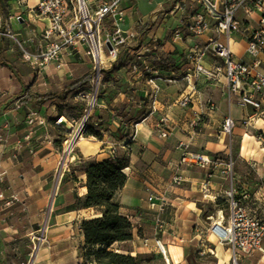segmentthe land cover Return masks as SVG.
<instances>
[{
	"label": "crops",
	"instance_id": "crops-1",
	"mask_svg": "<svg viewBox=\"0 0 264 264\" xmlns=\"http://www.w3.org/2000/svg\"><path fill=\"white\" fill-rule=\"evenodd\" d=\"M26 1L9 0L8 17L0 12L2 28L12 23L15 31L31 24L34 29L24 40L39 35L45 24L29 13L40 0ZM180 1L190 11V0H124L127 15L121 28L135 34L124 47L131 57L141 58L142 64L136 70L130 65L107 73L112 79L106 85L109 83L114 91L101 96L95 110L97 116L91 122L101 136L86 135L85 129V136L76 142V149L67 158L66 137L61 138L58 132L61 134L62 129L68 136L70 126L81 118V112L71 106L81 104L76 95L83 89L72 92L66 100L54 97L40 102L45 94L63 89L71 75L68 71L77 59L63 71H50L44 78H38L26 59L18 60L12 55L13 47L0 43L11 64H0V161L7 170L3 185L6 199H0V264H21L34 252L33 264H93L85 262L82 255L81 246L85 244L82 221L100 214V210L78 206L80 198L88 192L87 174L76 171L79 181L66 176L81 157L110 158L113 145L117 146V154L126 152L129 139L133 142L125 168L128 180L116 193L115 200L122 204L124 213L131 214L136 226L133 239L113 245L117 250L133 255L154 252L159 259L156 240L161 238L167 247L180 248L179 262L172 260L174 264H192L193 260L185 255V247L191 245L212 250L218 264H228L230 250L212 230V224L222 218L219 215L216 219V212L222 209L213 196L226 198L232 184L241 198L249 194L245 203L264 218V139L259 138L264 134V104L259 111L252 105L241 106L237 97L230 94L223 74L218 78L197 75L187 53L208 41L214 28L201 36L188 32L175 35L183 16V11L176 9ZM19 14L28 17V22L17 23L13 17ZM238 15L242 31L232 35L231 48L238 58L251 61L249 37L260 27L261 14L247 13L241 8ZM162 57L175 62L180 70L156 69L154 61ZM115 62L105 66L106 71ZM204 64L213 67L222 65L223 60L208 55ZM184 96L192 98L186 107L177 102ZM211 102L215 104L213 109L209 107ZM144 108L148 110L146 114L141 113ZM61 116L67 120L66 125L57 123ZM132 116L139 119L129 122ZM228 116L237 122L230 134L221 132ZM162 118H166V125L161 124ZM164 129L168 131L166 137L161 135ZM235 149L238 162L241 160L255 170V177H250L234 168L237 186L221 168L204 170L180 164L186 150L232 154ZM64 160L62 169L60 164ZM177 174L183 178L181 183L174 182ZM207 176H210V198H203L201 184ZM156 192L164 193L167 199L162 212L149 201V196ZM206 203L213 207L210 212ZM74 204L77 206L69 209ZM157 216L167 222V231L157 230ZM194 226L196 230L189 231ZM40 236L43 238L35 251ZM156 261L157 264L160 260ZM241 264H264V251L243 258Z\"/></svg>",
	"mask_w": 264,
	"mask_h": 264
},
{
	"label": "built area",
	"instance_id": "built-area-1",
	"mask_svg": "<svg viewBox=\"0 0 264 264\" xmlns=\"http://www.w3.org/2000/svg\"><path fill=\"white\" fill-rule=\"evenodd\" d=\"M190 11L182 1L176 4V9L183 11L180 26L175 30V35L183 32L201 36L206 30L214 28V35L204 44L195 46L187 53V58L194 65L197 75L209 78H218L224 75L227 79L229 92L237 97L241 106L252 105L257 111L264 104V0H190ZM19 0V3H26ZM124 0H40L31 7L29 13L34 14L45 24L39 35H33L27 40H21L15 33L12 23L2 29L1 33L13 38L18 44L22 56L32 66L35 76L44 78L51 72H60L67 69L73 60L80 63L90 60L97 69L94 77V91H80L76 100L86 101L82 117L76 123V129L65 139V157L74 150V143L84 133L88 122L91 120L95 107L98 104V92L101 81V70L107 60L113 62L118 59L122 47L129 45L135 34L125 32L121 28L127 13L123 7ZM197 5L200 8L194 9ZM243 8L247 13L259 12L261 14L260 27L249 37L248 54L251 61L238 58L231 48V37L242 31V21L239 19V10ZM17 23H27L28 17L19 14L13 17ZM111 21L110 26L106 25ZM113 24V25H112ZM111 44V48L109 47ZM106 49L108 51H106ZM208 55H215L223 60L222 65L216 64L207 67L204 60ZM137 66H135V70ZM178 104L188 106L192 98L184 96L178 99ZM212 109L213 102L209 103ZM37 115V112H32ZM34 117L30 118L32 123ZM247 122V121H245ZM58 124L66 125L64 116L57 119ZM236 120L228 116L221 127V132L232 133ZM161 124L166 125V118L161 119ZM166 137L168 131H161ZM264 139V134L259 135ZM112 151V157L116 155ZM66 164V160H64ZM180 164L194 165L200 169L221 168L226 176L234 177L235 160L232 154L226 157L217 156L202 151L186 150ZM7 170L0 161V199L5 200L6 194L3 185L6 181ZM183 178L177 174L175 183H181ZM203 198H210V176L201 184ZM220 197L213 196L216 201ZM230 214L227 220L224 216L220 221L212 224L213 232L227 244L231 256L228 264H241L245 257L253 256L264 251V218L253 212L245 200L249 194L238 195V190L233 186L226 192ZM153 207L164 211L167 199L164 193L156 192L149 196ZM9 202V201H8ZM223 213V210H221ZM156 228L165 232L167 222L161 217L156 218ZM43 236L38 237L35 251L39 248ZM158 248L164 254L168 264H171L165 243L161 238L156 240ZM35 254V252H34ZM34 254L28 258L27 264H33Z\"/></svg>",
	"mask_w": 264,
	"mask_h": 264
},
{
	"label": "trees",
	"instance_id": "trees-1",
	"mask_svg": "<svg viewBox=\"0 0 264 264\" xmlns=\"http://www.w3.org/2000/svg\"><path fill=\"white\" fill-rule=\"evenodd\" d=\"M9 0H0V12L4 16H9L8 8ZM3 29V28H2ZM0 30V43L5 44L6 35L2 34ZM3 47L0 45V64H9L8 60L3 55ZM127 47L121 49L118 59L114 63L111 70L107 73L113 72L121 66L130 67L131 56L127 51ZM154 67L162 70L179 71L180 67L168 57L154 61ZM93 73L90 72L82 78L68 81L63 89L45 94V98L41 100V104L47 99L58 97L66 100L68 95L76 89L82 88L92 78ZM23 101V100H22ZM83 103V104H82ZM145 103V102H144ZM86 107L85 102L71 106V109H77L84 112ZM2 111L0 106V112ZM148 110L144 108L141 110L142 114H146ZM134 119H139V116L131 117L128 121L132 122ZM87 129L86 135L101 136V132L90 125ZM64 130L61 131V138L64 137ZM133 139L126 141V145L131 147ZM128 149L130 150V148ZM129 150L122 154H117L103 160L95 158H80L72 167V170L66 177L79 181L76 171H82L87 174L88 192L84 197H81L78 206L94 207L100 210V214L85 218L82 221V232L85 236V244L81 246L82 255L85 262L93 264H140V258L144 254L125 253L117 250L113 245L117 242H124L133 239L135 224L132 221L131 214H126L122 211V204L115 200L116 193L122 189L128 180V175L125 168L129 165ZM65 179V178H64ZM227 199L220 197L216 204L219 209H223L222 205L226 203ZM228 202V201H227ZM77 205L70 206L69 209H74Z\"/></svg>",
	"mask_w": 264,
	"mask_h": 264
},
{
	"label": "rangeland",
	"instance_id": "rangeland-1",
	"mask_svg": "<svg viewBox=\"0 0 264 264\" xmlns=\"http://www.w3.org/2000/svg\"><path fill=\"white\" fill-rule=\"evenodd\" d=\"M106 25L107 26H111V21H107L106 22ZM31 27H32L31 24H29V25L26 26V28H22V29L21 28L20 29L17 28V29H15L16 33H18V38L21 39V40L26 39L32 33V31L34 29V28H31ZM4 43H5V45L8 48L9 47H13L14 48V51H13V54L12 55L16 59L19 60L21 57H23L22 56V52H21L18 44L16 43V40H14L13 38L7 36L6 39H5V41H4ZM106 51H108V50L106 49ZM131 61H132L131 62L132 64H130V65H132V66L130 68L133 69V70H135V66L139 67L142 64V59L139 58L138 56L131 57ZM109 63H110L109 60H107L106 65H104V67H102V70H101V81H100V88H99V92H98V104L96 105L95 110L99 108V104H100L99 102H100L101 96H105L106 95V92L108 93V95H110V93L112 91H114L113 89H111L109 87L110 86L109 83H107V85H106V82L107 81H110V79H112L107 74V72L105 71L106 70L105 66H107ZM90 72L93 73L91 80L88 83H86L85 85H83L81 89H83V91H86V90L89 91V90H91L93 92L94 91V81H93V79L97 75V73H96L97 72V69H96V67L94 66V64L90 60H88L85 63H81V64L79 62H76L75 64H73L70 67L69 71H68V74L69 75L71 74L70 75V78H68L66 80L67 81L76 80L78 78H82L83 76L87 75ZM75 91H73V92H75ZM88 101H89V99L86 100V101H82V102H88ZM82 115H83V113L81 114L80 117H82ZM96 116L97 115L95 114V111H94V113L92 114L91 120L88 122V125H87L86 128H88L91 125L92 118H95ZM76 126L77 125L74 122L73 125L70 126V131L71 132L69 131V133H72ZM60 131H62V129H60ZM65 133L66 132L62 133V134H64V137H66V138L70 137L69 136L70 134L68 136H66ZM227 134H229V133H227ZM58 135L60 136V132H58ZM83 135H84V133L81 134L78 137V139L75 141V143L73 145L74 149H76L75 148L76 142L79 141L83 137ZM111 150L112 151L113 150H116L117 151V146L116 145H113ZM231 153H232V156H233V158L235 160V169L238 168L242 172H246L250 177H255V170L252 167L246 165L241 160L238 162V159L239 158H238V155L236 153V149L234 151H231ZM214 154L217 155V156H221V157L228 156V153H222V152L214 153ZM237 162H238V165H237ZM60 166H61L62 169L65 167L64 161L62 162V164H60ZM62 169H61V171H62ZM59 173H60V171L57 174V178H59ZM229 178H230L231 182L232 183H235V185L237 186L235 178L233 177V179H232L231 176H229ZM206 205H207L208 211L210 212V208H213L212 205H210V203H208V204L206 203ZM222 207L224 209L223 210V213L216 212V215H217L216 216V219H219V215H223L224 218H225V220H227L228 217H229V214H230L228 202L226 201V203H224L222 205ZM208 225L210 226V223ZM195 230H196V226H194L192 228L191 227L189 228V231H195ZM163 242H164V240H163ZM172 243H174V241H172ZM192 243L195 244L196 241H193ZM165 245L167 247V244L166 243H165ZM204 249H206V248L203 247V246L201 247V245H199V246H197V245L196 246H194V245L186 246L185 247V255H186V257H189L190 260H193L192 261V264H218V261L219 260L216 257L215 253L212 250H210V251L209 250H205L204 251ZM178 250L180 251V248ZM158 256H161V258H159V259L156 258V254L154 252L153 253L144 254L140 258V262H141L140 264H156L155 263V262H157L156 259L157 260H160V261H158L159 263H157V264H168L167 261H166V259H165L164 254L160 251V249H159ZM168 257H170L169 254H168ZM27 261H28V259H26V260L23 259L21 264H27ZM171 264H174V262L172 260H171Z\"/></svg>",
	"mask_w": 264,
	"mask_h": 264
},
{
	"label": "bare ground",
	"instance_id": "bare-ground-1",
	"mask_svg": "<svg viewBox=\"0 0 264 264\" xmlns=\"http://www.w3.org/2000/svg\"><path fill=\"white\" fill-rule=\"evenodd\" d=\"M167 248V252L170 256L171 254V257L170 258V261L173 260L174 262H179V259H178V256H177V250L179 247L175 246V245H170L169 247H166Z\"/></svg>",
	"mask_w": 264,
	"mask_h": 264
},
{
	"label": "water",
	"instance_id": "water-1",
	"mask_svg": "<svg viewBox=\"0 0 264 264\" xmlns=\"http://www.w3.org/2000/svg\"><path fill=\"white\" fill-rule=\"evenodd\" d=\"M109 47H110V48L112 47L111 44H109Z\"/></svg>",
	"mask_w": 264,
	"mask_h": 264
}]
</instances>
